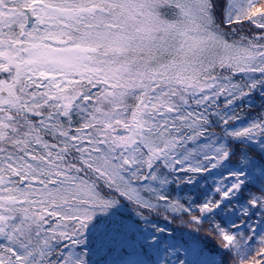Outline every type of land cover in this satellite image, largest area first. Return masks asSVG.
I'll return each instance as SVG.
<instances>
[{
	"label": "snow or ice",
	"instance_id": "6c2138e0",
	"mask_svg": "<svg viewBox=\"0 0 264 264\" xmlns=\"http://www.w3.org/2000/svg\"><path fill=\"white\" fill-rule=\"evenodd\" d=\"M0 264H264V0H0Z\"/></svg>",
	"mask_w": 264,
	"mask_h": 264
}]
</instances>
